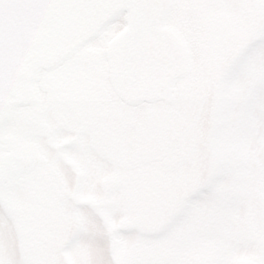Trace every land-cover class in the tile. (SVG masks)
I'll use <instances>...</instances> for the list:
<instances>
[{"label": "flooded vegetation", "instance_id": "1", "mask_svg": "<svg viewBox=\"0 0 264 264\" xmlns=\"http://www.w3.org/2000/svg\"><path fill=\"white\" fill-rule=\"evenodd\" d=\"M8 1L0 0V56L9 44L8 31L10 27L13 29L6 24L8 17L15 14L16 0ZM24 1L28 3L30 26L22 29L18 26L17 53L10 60L12 68L5 71L0 67V157L23 151L34 159V166L0 187L6 201L2 202L0 192L1 216L7 220L5 227L11 232H6L9 237L2 246L8 243L2 248L11 250L8 244L12 238L15 264L18 258L24 264H38L26 262L24 255L35 261L37 258H32L35 254L41 258V254L64 253L68 244L62 246L61 238L65 239L63 242L68 238L69 220L62 213L35 214L25 219L14 213L12 193L7 186L27 184L46 161L38 151L21 149L7 140L18 136L22 129L20 119L25 130L34 135L37 130L47 131L45 140L50 153L53 152L52 158L55 159V151L57 157L64 158L66 169L75 176L77 170L82 173L79 197L89 176L87 166L82 163L83 156L92 152L114 168L115 180L119 171L126 182L134 170L158 161L162 167H174L193 154L196 146L208 141L220 124L223 102L221 105L218 94L224 77H233L237 67L233 65L235 68L228 70V41L234 39L222 42L223 50L219 47L217 24L226 23L219 10L222 0H194V4L187 6L181 5V0H164L153 18H143L140 28L134 24L138 0ZM227 2L233 3L231 21L236 14V0ZM182 9L196 14L199 29L194 43L172 21L176 19L175 12ZM244 15L253 20L249 27L254 28L255 6L244 8ZM22 31L26 36L24 45ZM213 91L216 95L212 98ZM207 98L210 103L213 101L208 113L204 111L209 121H204L205 126L199 129L197 116L204 110ZM154 106L158 108L157 117H150L149 108ZM182 107L193 113L184 130L155 146L159 138L154 132L159 130L163 115ZM213 108L217 110L212 111ZM22 110L26 112L19 114ZM102 110L108 112L107 124L99 120ZM62 123L64 127L70 125V129L57 133L55 128ZM7 127H11V132L5 135ZM142 140L145 143L139 144ZM115 185L116 181L113 189ZM94 209L102 221V211L99 207ZM26 219L40 222L34 235L25 232L21 235L20 229H14L16 222ZM154 219L160 221L157 215ZM111 222L109 217L108 227L104 225L109 238L110 228L114 229ZM8 261L12 264L11 258Z\"/></svg>", "mask_w": 264, "mask_h": 264}, {"label": "rangeland", "instance_id": "2", "mask_svg": "<svg viewBox=\"0 0 264 264\" xmlns=\"http://www.w3.org/2000/svg\"><path fill=\"white\" fill-rule=\"evenodd\" d=\"M192 2L180 1L186 6ZM231 4L221 1L219 10L226 23L218 22L216 29L222 50V42L235 40H229L226 47L230 59L228 70L237 67L233 77H224L218 94L221 105L223 102L220 124L208 141L200 142L194 153L176 166L162 167L158 161L132 171L131 179L126 182L119 171L115 180L114 168L92 152L83 156L82 163L87 166L89 176L82 196L74 200L76 176L66 169L64 158L57 157L55 151V159L52 158L53 152L50 153L45 140L47 131L37 130L34 135L25 130L20 119L23 130L20 128L16 139L7 140L21 149L38 151L46 161L44 168L33 173L27 184L7 186L12 193L14 213L23 219L35 214L62 213L69 220L68 238L65 242L61 238L62 246L68 244L64 253L41 254V258L35 254L32 257L37 258L35 261L24 255L26 262L112 264L109 233L94 209L99 207L115 225L112 224L118 233L124 264H264V0H236V14L230 21ZM253 6L254 28L249 27L253 20L244 15V8ZM13 8L15 14L8 17L6 24L8 29L13 27L8 31L9 44L0 56V67L5 71L12 68L10 60L17 53L18 26L21 29L30 26L28 3L16 0ZM175 18L172 21L176 27L194 43L199 29L196 14L182 9L175 12ZM22 37L24 45V31ZM239 37L243 39L240 42ZM215 95L213 91L212 98ZM211 104L213 101L210 103L207 98L204 110L197 116L199 129L209 121L204 111L208 113ZM149 110L150 117H157L156 106ZM101 112L99 120L107 124L108 112ZM192 114L187 107L166 111L159 130L154 132L159 138L155 146L181 133ZM69 126L62 123L55 130L62 133ZM10 132L11 127H7L4 134ZM186 138L187 146L189 137ZM1 214L0 209V261L8 264L11 258L15 264L13 239L8 244L11 250L2 248L8 243L2 246L9 237L6 232H11ZM155 215L160 221H155ZM15 224L14 229H20L21 235L24 232L34 235L40 222L26 219ZM162 231L167 232L160 234ZM23 262L18 258L16 264Z\"/></svg>", "mask_w": 264, "mask_h": 264}, {"label": "water", "instance_id": "3", "mask_svg": "<svg viewBox=\"0 0 264 264\" xmlns=\"http://www.w3.org/2000/svg\"><path fill=\"white\" fill-rule=\"evenodd\" d=\"M139 8L134 19V24L139 26L141 21H144V17L153 18L159 8L164 5V0H138ZM140 28V26H139ZM216 110L214 108L212 111ZM34 166L33 158L25 152H15L12 156H6L0 158V187L4 182L14 180L25 173H28ZM80 184V178L77 179V188ZM1 192V190H0ZM2 202L6 204L4 195L1 192ZM112 259L115 264H121L118 257V251L115 243L112 246Z\"/></svg>", "mask_w": 264, "mask_h": 264}]
</instances>
